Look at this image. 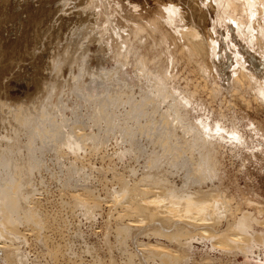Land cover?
<instances>
[{
    "label": "bare ground",
    "instance_id": "obj_1",
    "mask_svg": "<svg viewBox=\"0 0 264 264\" xmlns=\"http://www.w3.org/2000/svg\"><path fill=\"white\" fill-rule=\"evenodd\" d=\"M153 1L158 15L147 27L153 32L154 42L156 34L160 37L157 43L164 53L159 48L152 60L142 54V46L148 38L140 44L150 30L144 26H140V30L136 28V33L147 31H144L143 40V36L138 39L140 44L137 35L135 43L125 45L126 56L138 55L135 69L141 74L137 71L135 74L148 80V88L139 81L145 89L141 88L143 90L135 95L132 84L124 80L128 90L125 94L130 91L133 94L123 98L122 95L105 96L95 105L94 120L106 123L105 133L98 135L95 131H85L86 126L74 125L67 142L59 149L61 156L72 153L77 164L89 142L94 151H101L114 140L118 145L114 156L119 161L129 158L133 164L129 162L122 171H114L109 166L108 171L113 172L110 182L113 189L106 190L105 199L87 190H68L70 202L61 199L62 205L72 211L81 208L90 216L102 208V202L109 204L110 209H117L115 224L111 229L108 227L106 237L114 233L122 249L127 247V241L135 231L161 222L163 226L157 224L152 235L165 237L177 249L170 250L158 240L156 244H146L141 252L147 254L146 262L264 264L263 209H256L257 206L255 209L241 208L243 202L234 204L236 198L229 200L231 197L218 188L220 185L214 190L207 188L208 182L211 181L213 186V180H221L217 156L223 154V148L236 153L246 149L249 142L234 106L241 102L247 108L253 99L264 106V0ZM146 43L147 46L149 43ZM160 59L167 62L161 63ZM151 62L155 63L154 68L150 66ZM259 72L261 75L258 76ZM202 90L207 92V100L201 99ZM217 100L219 106L216 108L212 103ZM121 105H124L123 109H119ZM231 109L234 111L229 115ZM194 114L197 115L195 119ZM91 120L94 121L92 117ZM256 124L252 122L253 128H260ZM258 130L255 129L256 136L264 139L262 129ZM141 160H144L142 164ZM153 161L169 162L171 168L182 175L183 182L178 186L175 181H170V177L157 175L153 169L159 164L154 166ZM136 163L141 167L137 168ZM6 164L4 159L0 161V264H18L17 261L29 264L28 259L21 256L23 248L19 245L27 243L28 234H33L37 245L49 246L51 250L53 245L46 232L55 222V216H59H49L42 206L43 200L33 193L23 192L19 180L17 182L2 172L1 165L10 166ZM23 198L27 200V207ZM253 200L255 198L247 197L246 202L255 205ZM106 241L111 239L108 237ZM201 243L205 249L198 250L195 245ZM60 249L56 248L51 255L58 257ZM135 256L134 252L127 255L128 264H135Z\"/></svg>",
    "mask_w": 264,
    "mask_h": 264
},
{
    "label": "rangeland",
    "instance_id": "obj_2",
    "mask_svg": "<svg viewBox=\"0 0 264 264\" xmlns=\"http://www.w3.org/2000/svg\"><path fill=\"white\" fill-rule=\"evenodd\" d=\"M151 3V0H0V161L4 159L10 164H6L7 167L1 165V171L20 181L23 192L33 193L43 200L42 206L49 216H59H55V222L52 219V226L46 232L53 245L51 250L49 246L37 245L33 234H28V244L19 245L23 248L21 256L28 259L29 264H128L127 255L131 252L136 254L135 264H155L146 262L147 254L141 253L146 244L159 241L170 250L177 249L165 237L152 235L154 228L163 226L161 222L135 231L128 239L127 247L122 249L114 233L108 236L111 241H106L108 227L111 229L115 224L117 209H110L109 204L102 202V208L90 216L81 208L73 211L64 208L61 200H70L68 190H87L105 199L108 191L113 189L110 183L113 172L108 170L122 171L129 162L133 164L129 158L119 161L114 156L118 150L114 140L108 142L107 148L95 150L97 152L89 142L77 164L72 153L61 156L59 149L67 142L74 125L86 126L85 131H95L98 135L105 133L106 123L94 120L95 105L105 96L122 95L123 98L131 94L130 89L125 94L128 90L124 80L132 84L135 95L148 88V80L135 74L138 55L126 56L125 51L127 44L141 39L140 36L143 40L146 35L142 43L141 40L138 43L142 45L148 38L147 43L151 46L145 42L148 48L144 43L142 54L152 60L159 48L162 52L157 43L160 37L155 33L154 42L153 32L147 27L149 21L158 15L157 8H153L156 3ZM140 26L150 30H144L145 35L144 31L136 33ZM149 32H152L151 37H147ZM162 60L159 61L167 62ZM154 64L151 62L150 66ZM138 73L141 74L139 69ZM139 81L142 86H147H140ZM205 92H201L203 100H207ZM257 102L251 100V106L247 108L239 102L234 106L235 111H228L229 115L234 111L239 122L243 123L241 127L246 129L248 145L254 151L248 145L236 153L223 148L224 155L217 156L222 181L213 180V186L210 181L207 188L214 190L220 185L218 188L226 191L231 197L229 200L236 198L234 204L243 202L240 203L243 209L258 208L264 212V139L255 134V129H262L264 133V106ZM212 104L216 108L219 106L218 100ZM196 116L194 114L193 119ZM252 122L258 123L261 129L253 128ZM90 124L93 127L87 126ZM137 164L138 168L141 164ZM158 164L153 161L154 166ZM153 170L159 176L170 177L176 185L183 182L182 175L177 174L169 162L159 164ZM182 171L186 173V170ZM247 197L250 200L255 198V205L248 204ZM22 200L27 207V200ZM195 246L198 250L205 249L202 243ZM56 248H61L58 257L51 255Z\"/></svg>",
    "mask_w": 264,
    "mask_h": 264
}]
</instances>
